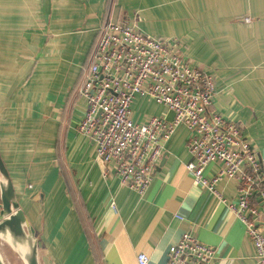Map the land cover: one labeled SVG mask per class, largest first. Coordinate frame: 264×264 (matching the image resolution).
Segmentation results:
<instances>
[{
	"label": "crops",
	"instance_id": "0c3cea01",
	"mask_svg": "<svg viewBox=\"0 0 264 264\" xmlns=\"http://www.w3.org/2000/svg\"><path fill=\"white\" fill-rule=\"evenodd\" d=\"M110 21L168 40L209 73L210 109L241 127L264 170V0H0V154L39 237L41 264H138V253L168 264V247L185 231L215 248L210 264H256L245 225L193 184L183 125L142 195L121 185L78 132L88 107L78 89ZM131 111L136 122L173 117L143 96ZM217 188L236 203L234 180ZM256 202L263 226L264 186Z\"/></svg>",
	"mask_w": 264,
	"mask_h": 264
},
{
	"label": "built area",
	"instance_id": "2783aa9c",
	"mask_svg": "<svg viewBox=\"0 0 264 264\" xmlns=\"http://www.w3.org/2000/svg\"><path fill=\"white\" fill-rule=\"evenodd\" d=\"M249 21V18H245ZM166 39L144 34L134 25L107 22L99 38L78 95L87 102L78 132L94 144L95 158L111 168L121 185L142 195L148 189L165 142L176 128L189 131L186 164L194 185L208 190L245 225L256 264H264V225H258L257 196L264 170L241 127L210 109L215 94L209 73L190 66ZM136 96L152 99L173 113L171 120L151 116L136 122L131 105ZM218 164L212 176L204 170ZM108 172V171H106ZM232 179L236 203L218 190ZM215 248L185 231L167 250L168 264H210ZM138 264H147L144 253Z\"/></svg>",
	"mask_w": 264,
	"mask_h": 264
},
{
	"label": "water",
	"instance_id": "95a60500",
	"mask_svg": "<svg viewBox=\"0 0 264 264\" xmlns=\"http://www.w3.org/2000/svg\"><path fill=\"white\" fill-rule=\"evenodd\" d=\"M5 238L8 244L4 242ZM0 241L6 243L24 264H41V243L21 208L12 180L0 154ZM6 241V240H5ZM24 249V254L21 249ZM22 254V255H21ZM0 264H5L0 253Z\"/></svg>",
	"mask_w": 264,
	"mask_h": 264
},
{
	"label": "rangeland",
	"instance_id": "374dc122",
	"mask_svg": "<svg viewBox=\"0 0 264 264\" xmlns=\"http://www.w3.org/2000/svg\"><path fill=\"white\" fill-rule=\"evenodd\" d=\"M0 253L5 264H24L22 259L6 243L0 241Z\"/></svg>",
	"mask_w": 264,
	"mask_h": 264
},
{
	"label": "bare ground",
	"instance_id": "6f19581e",
	"mask_svg": "<svg viewBox=\"0 0 264 264\" xmlns=\"http://www.w3.org/2000/svg\"><path fill=\"white\" fill-rule=\"evenodd\" d=\"M6 240V241H5ZM4 242H6L8 244V240L5 238ZM22 253L24 254L25 250L22 248ZM22 255V254H21Z\"/></svg>",
	"mask_w": 264,
	"mask_h": 264
}]
</instances>
